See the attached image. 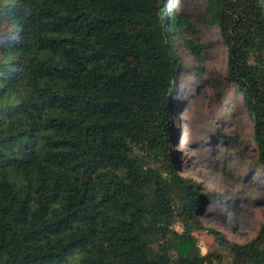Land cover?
<instances>
[{"label":"trees","instance_id":"trees-1","mask_svg":"<svg viewBox=\"0 0 264 264\" xmlns=\"http://www.w3.org/2000/svg\"><path fill=\"white\" fill-rule=\"evenodd\" d=\"M264 170V0H208ZM0 264H264L211 230L169 146L187 23L163 0H0ZM194 54L197 50H192Z\"/></svg>","mask_w":264,"mask_h":264},{"label":"rangeland","instance_id":"rangeland-1","mask_svg":"<svg viewBox=\"0 0 264 264\" xmlns=\"http://www.w3.org/2000/svg\"><path fill=\"white\" fill-rule=\"evenodd\" d=\"M163 1L187 20L175 33L181 67L169 146L180 174L205 195L198 207L204 229L194 234L200 251L222 253L211 230L244 243L263 222L264 170L256 162L251 117L226 78V46L205 20L208 0ZM9 29L0 22V37ZM78 256L60 264H78Z\"/></svg>","mask_w":264,"mask_h":264}]
</instances>
